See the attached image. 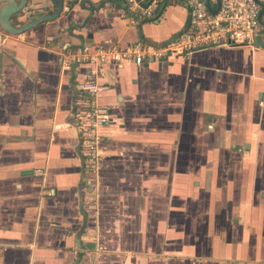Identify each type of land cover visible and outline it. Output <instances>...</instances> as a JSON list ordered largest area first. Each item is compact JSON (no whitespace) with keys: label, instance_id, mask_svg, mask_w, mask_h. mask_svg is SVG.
<instances>
[{"label":"crops","instance_id":"1","mask_svg":"<svg viewBox=\"0 0 264 264\" xmlns=\"http://www.w3.org/2000/svg\"><path fill=\"white\" fill-rule=\"evenodd\" d=\"M65 4L23 34L0 26V264H264V50L67 71L86 44L164 47L187 14L174 0L150 22L111 0ZM55 10L28 0L12 22ZM90 72L111 120L94 164L75 117Z\"/></svg>","mask_w":264,"mask_h":264},{"label":"built area","instance_id":"2","mask_svg":"<svg viewBox=\"0 0 264 264\" xmlns=\"http://www.w3.org/2000/svg\"><path fill=\"white\" fill-rule=\"evenodd\" d=\"M66 1L72 0H64V6ZM169 1L173 0H153L147 8L140 2L145 4L149 0L126 2L127 8L137 17L153 19L157 11L166 7ZM205 1L186 0V27L176 39L169 41L164 47L128 45L93 49L86 44L65 54L63 68L70 71L74 66L121 65L124 62H132L141 68L151 61L179 57L212 47L251 44L249 39L259 30L260 6L255 0H220L218 12L215 14L207 9ZM209 2L212 9H217V0ZM108 90L109 86L97 82L90 72L81 84L82 94L77 102L75 117L79 122L85 156L92 164L99 159V130L111 121L109 110L98 103L99 96ZM88 184H92L91 180Z\"/></svg>","mask_w":264,"mask_h":264},{"label":"water","instance_id":"3","mask_svg":"<svg viewBox=\"0 0 264 264\" xmlns=\"http://www.w3.org/2000/svg\"><path fill=\"white\" fill-rule=\"evenodd\" d=\"M138 1V0H137ZM153 0H149L147 3H141L140 4L147 8L148 5ZM174 1H180L183 3H186V0H174ZM258 5L260 6V12H259V28H264V4L260 0H255ZM51 2L56 6V10L50 14H44L40 15L34 18H31L28 22L21 26H15L12 22L13 18L17 15H20L27 7L28 0H0V26L3 28V30L7 33L13 34V35H19L23 34L25 32H28L31 29H34L38 27L41 24L52 22L58 19L64 12V0H51ZM207 9L215 14L218 12V7L220 5V0H217V9H212L211 4L209 0L205 1ZM264 35V30H258L256 34H254L249 40L252 44V42H256L257 45L260 46L264 50V40L262 36Z\"/></svg>","mask_w":264,"mask_h":264},{"label":"trees","instance_id":"4","mask_svg":"<svg viewBox=\"0 0 264 264\" xmlns=\"http://www.w3.org/2000/svg\"><path fill=\"white\" fill-rule=\"evenodd\" d=\"M111 2L115 3L117 5V8H123L126 12H128V8L125 5V0H111ZM104 3H102L101 5H103ZM123 6V7H122ZM165 8V7H164ZM163 7L160 8L158 11H157V14L155 16V18L153 19H149V20H145L146 22H150V21H155V20H158L162 15H163V12L165 11Z\"/></svg>","mask_w":264,"mask_h":264},{"label":"rangeland","instance_id":"5","mask_svg":"<svg viewBox=\"0 0 264 264\" xmlns=\"http://www.w3.org/2000/svg\"><path fill=\"white\" fill-rule=\"evenodd\" d=\"M173 7V6H172Z\"/></svg>","mask_w":264,"mask_h":264}]
</instances>
